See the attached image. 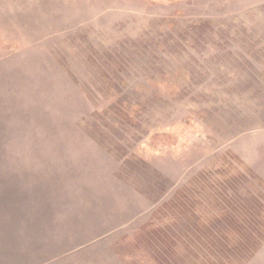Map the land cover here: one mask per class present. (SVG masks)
I'll return each instance as SVG.
<instances>
[{
	"label": "rangeland",
	"instance_id": "1",
	"mask_svg": "<svg viewBox=\"0 0 264 264\" xmlns=\"http://www.w3.org/2000/svg\"><path fill=\"white\" fill-rule=\"evenodd\" d=\"M0 264H264V0H0Z\"/></svg>",
	"mask_w": 264,
	"mask_h": 264
}]
</instances>
